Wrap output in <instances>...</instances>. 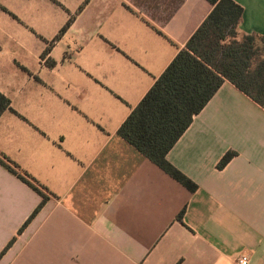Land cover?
I'll return each instance as SVG.
<instances>
[{"label":"crops","instance_id":"0c3cea01","mask_svg":"<svg viewBox=\"0 0 264 264\" xmlns=\"http://www.w3.org/2000/svg\"><path fill=\"white\" fill-rule=\"evenodd\" d=\"M122 1L133 11L134 0ZM235 1L243 7L240 34L264 36V0ZM133 5L148 13L119 23L113 50L79 45L73 54L104 60L113 85L63 69L57 39L41 53L39 75L17 61L10 71L0 67V93L10 100L0 115V155L49 196L20 231L42 197L0 164V254L14 239L0 264H238L242 255L264 264L262 106L225 81L194 116L167 155L197 183L194 192L119 136L213 7ZM229 151L236 155L218 167Z\"/></svg>","mask_w":264,"mask_h":264},{"label":"trees","instance_id":"16d2710c","mask_svg":"<svg viewBox=\"0 0 264 264\" xmlns=\"http://www.w3.org/2000/svg\"><path fill=\"white\" fill-rule=\"evenodd\" d=\"M206 1L213 6L210 13L118 130L120 137L192 192L198 189L197 183L173 165L167 155L192 124L194 116L225 81L264 108V36L240 34L243 7L235 0ZM9 107V98L0 93V115ZM235 155V151L227 152L218 167H224ZM0 164L42 197L22 231L49 196L44 187L19 173L16 165L2 155ZM184 212L185 209L178 215L181 222Z\"/></svg>","mask_w":264,"mask_h":264},{"label":"rangeland","instance_id":"374dc122","mask_svg":"<svg viewBox=\"0 0 264 264\" xmlns=\"http://www.w3.org/2000/svg\"><path fill=\"white\" fill-rule=\"evenodd\" d=\"M134 2L127 3L130 11L122 0H0V67L10 71L17 61L39 75L40 55L57 39L54 53L57 62L66 64L63 69L80 72L77 80L91 79L99 86L107 80L113 85L103 68L104 60H83L73 54L79 45L85 52L97 46L113 50L110 37L119 23L130 25L133 15L148 13L137 10Z\"/></svg>","mask_w":264,"mask_h":264},{"label":"built area","instance_id":"2783aa9c","mask_svg":"<svg viewBox=\"0 0 264 264\" xmlns=\"http://www.w3.org/2000/svg\"><path fill=\"white\" fill-rule=\"evenodd\" d=\"M238 264H248V257L246 255H242L238 260Z\"/></svg>","mask_w":264,"mask_h":264}]
</instances>
